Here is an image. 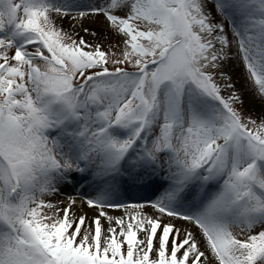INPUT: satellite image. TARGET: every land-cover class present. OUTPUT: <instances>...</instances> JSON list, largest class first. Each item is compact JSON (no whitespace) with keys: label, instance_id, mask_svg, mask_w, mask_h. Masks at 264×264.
I'll return each mask as SVG.
<instances>
[{"label":"snow or ice","instance_id":"obj_1","mask_svg":"<svg viewBox=\"0 0 264 264\" xmlns=\"http://www.w3.org/2000/svg\"><path fill=\"white\" fill-rule=\"evenodd\" d=\"M0 264H264V0H0Z\"/></svg>","mask_w":264,"mask_h":264},{"label":"bare ground","instance_id":"obj_2","mask_svg":"<svg viewBox=\"0 0 264 264\" xmlns=\"http://www.w3.org/2000/svg\"><path fill=\"white\" fill-rule=\"evenodd\" d=\"M97 21V20H96ZM93 22V21H85L84 22V24H85V27H88L89 29H91V30H93V31H97L98 33H100V34H103V35H110V33H107V32H104V31H99V30H95L94 28L97 26L98 27V25H97V22ZM93 25V26H92ZM65 27H67V24L65 25ZM93 28V29H92ZM77 30H79V29H77ZM80 35H83V36H85V39H87V40H92L93 39V37H91V36H87V35H85L83 32H80ZM238 70V69H237ZM238 83H240L239 85L241 86V84H242V81H240V80H238ZM248 94V93H247ZM247 94H245L246 95V98H245V104L249 107V108H251V109H257L259 112L261 111V109L262 108H259V106H258V104L256 103V101H254V99L251 97V96H249V94H248V96H247ZM70 191V190H69ZM151 191H145V192H142V193H140L139 195H138V199L140 200V202H144V203H147V197H151ZM61 199H66V197L65 196H62L61 197ZM110 214H112V215H121L122 214V212L121 211H119V210H110Z\"/></svg>","mask_w":264,"mask_h":264},{"label":"rangeland","instance_id":"obj_3","mask_svg":"<svg viewBox=\"0 0 264 264\" xmlns=\"http://www.w3.org/2000/svg\"><path fill=\"white\" fill-rule=\"evenodd\" d=\"M96 22H97L98 27L96 26V27L94 28L95 30L104 31V32L109 33L108 30H107L106 27H105V22H104V20H103L102 17H101V18H98V20H97ZM92 26H93V25H92ZM92 29H93V28H92ZM237 71H238V70H237ZM236 83H237V88H238V89L242 92V94H243V95H242V98H243V100H244V109H245V111L252 113L254 116L258 115L260 112H259L257 109H255V110H254V109H251V108H249V107L245 104V98H246V95H245V94L248 93L249 96H251V97L254 99V101H256V103L258 104L259 108H262L261 101H260L258 98H254L251 92H244V91H243V82H242L241 86L239 85L240 83H238V80L236 81ZM248 94H247V96H248Z\"/></svg>","mask_w":264,"mask_h":264}]
</instances>
